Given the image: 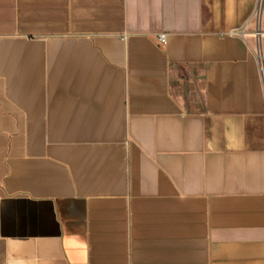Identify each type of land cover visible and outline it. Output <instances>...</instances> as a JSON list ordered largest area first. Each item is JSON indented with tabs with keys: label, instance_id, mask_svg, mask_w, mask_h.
I'll list each match as a JSON object with an SVG mask.
<instances>
[{
	"label": "crops",
	"instance_id": "1",
	"mask_svg": "<svg viewBox=\"0 0 264 264\" xmlns=\"http://www.w3.org/2000/svg\"><path fill=\"white\" fill-rule=\"evenodd\" d=\"M256 2L0 0V264H264Z\"/></svg>",
	"mask_w": 264,
	"mask_h": 264
},
{
	"label": "rangeland",
	"instance_id": "2",
	"mask_svg": "<svg viewBox=\"0 0 264 264\" xmlns=\"http://www.w3.org/2000/svg\"><path fill=\"white\" fill-rule=\"evenodd\" d=\"M259 0H257L258 2ZM264 1V0H263ZM256 2V3H257ZM258 7L257 4L250 16V23L248 25L247 33L251 34L253 44L257 46L260 44V53L262 56V63L264 65V3L261 9V17L258 18Z\"/></svg>",
	"mask_w": 264,
	"mask_h": 264
},
{
	"label": "built area",
	"instance_id": "3",
	"mask_svg": "<svg viewBox=\"0 0 264 264\" xmlns=\"http://www.w3.org/2000/svg\"><path fill=\"white\" fill-rule=\"evenodd\" d=\"M166 37H167V34L165 32H161L158 34V40L161 42V43H166ZM258 55V60H259V64H260V72H261V76H262V80H263V84H264V76L262 75V70H261V64H262V57Z\"/></svg>",
	"mask_w": 264,
	"mask_h": 264
},
{
	"label": "flooded vegetation",
	"instance_id": "4",
	"mask_svg": "<svg viewBox=\"0 0 264 264\" xmlns=\"http://www.w3.org/2000/svg\"><path fill=\"white\" fill-rule=\"evenodd\" d=\"M263 3H264V1H263ZM257 4V7H258V2L256 3ZM263 7V6H262ZM261 9L262 8H258V18H260L261 17ZM255 51H256V53L257 54H259L260 56H261V53H260V44H258L257 46H255ZM262 57V56H261ZM262 65H263V63H262ZM263 67H264V65H263Z\"/></svg>",
	"mask_w": 264,
	"mask_h": 264
},
{
	"label": "water",
	"instance_id": "5",
	"mask_svg": "<svg viewBox=\"0 0 264 264\" xmlns=\"http://www.w3.org/2000/svg\"><path fill=\"white\" fill-rule=\"evenodd\" d=\"M262 6H263V0H259L258 1V8L260 9V8H262ZM261 70H262V75L264 76V67L262 64H261Z\"/></svg>",
	"mask_w": 264,
	"mask_h": 264
}]
</instances>
